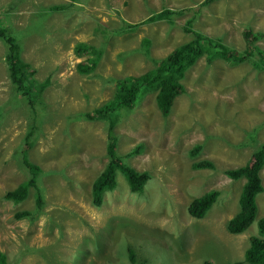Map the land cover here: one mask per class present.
<instances>
[{
	"label": "rangeland",
	"instance_id": "1",
	"mask_svg": "<svg viewBox=\"0 0 264 264\" xmlns=\"http://www.w3.org/2000/svg\"><path fill=\"white\" fill-rule=\"evenodd\" d=\"M164 9L171 12L149 20ZM0 25L17 35L33 88L29 99L12 91L0 38V253L8 264H128L127 243L152 264H251L243 252L255 221L226 230L244 181L226 171L264 145V66L254 63L264 53V0H0ZM249 31L263 34L247 46ZM198 33L248 55L229 63L203 52L166 116L151 90L112 125L85 116L112 96L115 78L142 73ZM78 42L96 53L78 56ZM86 57L95 66L80 73ZM23 157L41 169V207L34 188L17 203L3 197L30 175ZM204 160L212 165L195 166ZM113 164L148 178L132 190ZM107 168L115 185L97 204L91 184ZM259 175L261 217L264 156ZM210 189L216 201L192 217L188 203ZM20 210L31 216L15 217Z\"/></svg>",
	"mask_w": 264,
	"mask_h": 264
},
{
	"label": "trees",
	"instance_id": "2",
	"mask_svg": "<svg viewBox=\"0 0 264 264\" xmlns=\"http://www.w3.org/2000/svg\"><path fill=\"white\" fill-rule=\"evenodd\" d=\"M170 12L169 9H164L155 13L149 20L162 18ZM186 30L191 31L192 29L187 26ZM262 34V32H245L244 36L247 46H249L254 39H258ZM0 38L6 43L7 53L5 59L8 66V77L11 84H13L12 91L17 93L23 92V96L28 92L29 99V91L33 89L32 83H30L27 78V67L29 62L21 58L20 47L17 43V35L13 34L11 31H7L5 26L3 27L0 25ZM143 40L146 45L149 43L148 38L145 37ZM203 41L207 43L202 44ZM74 48L78 56L92 54L93 52L96 53L92 45L83 42L76 43ZM246 50L245 55H248ZM203 52L207 53L206 58L209 61L215 56L224 59L227 58L226 61L229 63L241 62L245 59V55L237 52L235 49H228L220 42H215L213 38L198 33L197 38L176 46L172 51L166 54V56L156 60L154 66L142 73L115 78V89L112 96L100 105V107L95 109V114L90 115L88 113L85 114V116L89 119H106L110 121L112 125L118 118L117 113H126L131 110L146 90L155 91L154 101L156 106L162 115L166 116L170 111L174 97L184 90L183 83L181 82L184 72L189 64L198 56H201ZM257 59L258 62L254 63L257 65L261 62V65L264 66V53H262L260 49L258 50ZM94 64L95 61L92 57H86L85 61L77 63L78 71L80 73H88L94 68ZM111 127L112 126L108 128L109 134ZM140 147L141 145L136 146L134 150L138 151ZM108 150L110 153L114 152L112 147H109ZM197 150L198 148L196 147V149L192 150V153L197 152ZM263 156L264 145L257 149L245 164L226 171L227 176L231 179H244L238 192L237 209L227 220L225 224L226 230L232 234L241 233L255 221L254 223L256 224L257 231L249 235L247 239L248 245L243 252L244 261L251 264H264V216L258 217L256 202L257 195L263 190L259 175V169L263 164ZM23 161L30 175L19 182L13 189L4 193L3 197L17 203L24 199L29 189L34 188L37 197V207H41L42 197L38 184L41 169L37 164L28 160L26 157H23ZM113 165H115L118 171L123 173L132 190H140L142 184L148 178V175L144 172L134 174L129 167H125L121 164ZM211 165L212 162L208 160L198 161L195 164L196 167ZM114 178V170L109 168L96 176L91 184V195L94 198V202L97 204L100 203L103 191L115 185ZM218 194L219 191L217 189H210L199 196L193 197L187 205V212L194 218L203 217L216 201ZM30 214L31 212L28 210H20L16 211L14 216L25 217L31 216ZM126 250L128 254V264H152L145 257L142 258L143 260H137L135 247L133 245L131 246L127 243ZM0 264H8L6 253H0Z\"/></svg>",
	"mask_w": 264,
	"mask_h": 264
},
{
	"label": "bare ground",
	"instance_id": "3",
	"mask_svg": "<svg viewBox=\"0 0 264 264\" xmlns=\"http://www.w3.org/2000/svg\"><path fill=\"white\" fill-rule=\"evenodd\" d=\"M216 34V33H215ZM230 39V38H229Z\"/></svg>",
	"mask_w": 264,
	"mask_h": 264
},
{
	"label": "clouds",
	"instance_id": "4",
	"mask_svg": "<svg viewBox=\"0 0 264 264\" xmlns=\"http://www.w3.org/2000/svg\"><path fill=\"white\" fill-rule=\"evenodd\" d=\"M171 109V108H170Z\"/></svg>",
	"mask_w": 264,
	"mask_h": 264
}]
</instances>
